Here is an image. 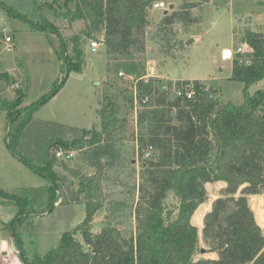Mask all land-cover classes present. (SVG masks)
I'll list each match as a JSON object with an SVG mask.
<instances>
[{"label": "trees", "instance_id": "obj_1", "mask_svg": "<svg viewBox=\"0 0 264 264\" xmlns=\"http://www.w3.org/2000/svg\"><path fill=\"white\" fill-rule=\"evenodd\" d=\"M158 1L166 0H64L62 15L69 22L84 21V27L69 36L44 16L41 23H33L58 36L65 72L62 79L70 71L83 70L84 38L102 33L107 71L116 75L121 70L134 76L138 97L150 94V99L136 111L137 125L143 129L136 139L140 169L130 224L117 221L123 215L112 213L102 220L99 231L92 232L93 215L102 207L105 174L120 157L117 142L126 115L134 109L133 89L117 87L111 93L113 85L109 84L103 93L100 130L83 129L73 136L64 132L63 125L32 117L34 109L60 84L25 106L20 105L23 93L19 89L14 98L0 96V112H6L10 125L19 115L14 131L10 128L7 132L8 149L43 176L51 192L50 204L60 187L53 167L68 171L77 180L76 193L86 210L82 221L65 230L54 248L31 259L24 257L13 226L11 232L24 264H264V232L248 200L250 195L264 194V89L246 92L250 85L264 80V32L245 29L241 41L246 50L235 52L231 62V78L244 86L242 104L220 100L215 89L201 80H178L179 87L192 85L195 93L190 98L174 97L160 88V80L148 77L143 81L145 43L153 41L160 56L178 57L176 51L183 42L176 38L175 24L189 25L194 20L192 9L209 0H180L179 8L162 14L147 35L148 6ZM46 5L45 0L35 1L40 13ZM0 81L10 84L7 72H0ZM32 129L35 138L29 140L34 136ZM149 146L150 154L144 157ZM58 150L78 152L93 173L68 166L55 156ZM216 181H224L225 186L203 217L202 238L207 251L216 252L217 259L195 260L201 247L191 217L207 199L205 184ZM0 192L1 197L16 200L19 214L28 216L34 210L27 198ZM77 233L81 239L76 238Z\"/></svg>", "mask_w": 264, "mask_h": 264}, {"label": "rangeland", "instance_id": "obj_2", "mask_svg": "<svg viewBox=\"0 0 264 264\" xmlns=\"http://www.w3.org/2000/svg\"><path fill=\"white\" fill-rule=\"evenodd\" d=\"M35 1L43 0H0V72H7L11 80L9 85L0 81V96L14 98L16 90L19 89L23 93L20 105L25 106L49 94L55 84H60L52 96L34 109V121L63 125L64 132L70 136L83 129L100 130V111L105 88L112 84V93L117 87L132 90L133 84H129V79L119 76L118 73L115 75L107 71L104 46L100 43L96 51H91L88 46L91 40L89 38H84L83 70L70 71L68 76L62 79L65 72L59 57L58 36L45 29L36 28L33 23H41L44 16L45 20L58 27L64 36H69L79 32L84 27V21L69 22L67 17L62 15L66 11L64 0H45L47 5L41 13L35 9ZM165 2L168 5L173 3L174 9L180 6V0ZM165 9H149L147 35L151 34ZM170 11L172 10L168 12ZM191 16L194 20L189 25L182 26L178 22L174 26L176 38L183 42L176 51L178 57L160 56L157 54V45L149 39L146 41L145 54L141 55L146 59L145 75H148L150 69L149 78L161 80L162 83L174 80H202L215 89L220 100L242 104L244 86L242 82L231 78V62L237 47L242 48L241 53L246 50L241 41L245 29L264 31V0H209L192 9ZM96 35L93 39L101 41L102 33ZM6 37L10 40L6 41ZM191 37L193 40L185 44ZM224 47L231 49V59L228 58L231 53L229 49L222 51ZM222 52L227 59L222 58ZM11 68L16 69L21 77L15 78L8 72ZM258 89H264V80L250 85L246 92L253 94ZM136 111L134 108L126 115L124 130L117 142L120 157L105 174L101 194L102 207L93 215L92 232L99 231L103 226L102 220L112 213L119 217L123 215V218H118L117 221L130 224V211L137 199L135 186L139 182L140 169L136 139L143 129V126L137 125ZM18 118L19 115L11 126L6 112H0V190L27 198L35 211H31L28 216L19 214L16 200L3 198L0 192V264H24L16 246L15 236L11 232L13 226L24 257L31 259L54 248L62 233L74 229L86 213L85 205L76 193L77 180L68 171L60 166L53 167L60 177V187L53 193L56 199L50 204L51 192L43 176L32 171L8 149L7 132L10 128L14 131ZM53 128L58 131L57 127ZM31 133L36 134L34 129ZM34 138L35 135L29 140ZM73 152L71 158L63 159L65 163L87 174L93 173V169L80 160L78 152ZM205 187L207 199L199 207L209 203L211 209L212 202L220 196L224 185L212 182L206 183ZM248 200L255 219L262 225L260 227L264 232L263 223L257 219V212L262 211L264 214V196H249ZM168 202H173L171 195ZM210 209L203 212V217ZM191 223L199 222L191 217ZM118 225L123 229L121 223ZM198 232L201 237V231ZM76 238L81 239L79 233ZM199 242H202L201 238ZM207 249L206 246L204 252H207Z\"/></svg>", "mask_w": 264, "mask_h": 264}, {"label": "built area", "instance_id": "obj_3", "mask_svg": "<svg viewBox=\"0 0 264 264\" xmlns=\"http://www.w3.org/2000/svg\"><path fill=\"white\" fill-rule=\"evenodd\" d=\"M151 5H152V8H154V9L168 8V4L165 1L153 2V3H151ZM8 40H10L9 37H6V41H8ZM99 44H100V41H98L97 39H91L88 46H89L91 51H96ZM235 52L236 53L242 52V48L237 47ZM228 56H229L228 58L230 59L232 56V51H231L230 55H228ZM222 58L227 59V58H225L224 53H222ZM240 61H242V59H240ZM118 75L124 77L125 79H129L130 81H133L132 82L133 83L132 89H133V95H134V108L137 109V108L141 107L142 105L147 104L148 100L150 99V94L142 95L140 98L138 97V91L136 88L137 79L132 75L124 74L123 71H121V70L118 71ZM148 77L149 76L147 74L142 76L143 81L147 82ZM177 81L178 80H174L171 82L167 81L165 83H162V81L160 80L159 81L160 82L159 83L160 88L164 91L169 92V94L171 96H174V97L186 96L187 98H190L194 95L195 90L192 87V85H187L185 88L179 87ZM150 150H151V146H149L148 149L145 151L144 157L149 156ZM73 155H74L73 151L58 150L55 152L56 157H58L60 159H64V160L71 158Z\"/></svg>", "mask_w": 264, "mask_h": 264}, {"label": "crops", "instance_id": "obj_4", "mask_svg": "<svg viewBox=\"0 0 264 264\" xmlns=\"http://www.w3.org/2000/svg\"><path fill=\"white\" fill-rule=\"evenodd\" d=\"M208 2V1H207ZM264 32V31H262ZM195 37V36H194ZM224 49H229L228 47H224L222 48V51ZM230 52H231V49H229ZM223 53V52H222ZM231 59V58H230ZM202 81V80H201ZM216 182H219L220 184L224 185L225 186V182L224 181H216ZM260 196H264V194H260V195H250V197H260ZM210 209V207H209ZM196 211V210H195ZM195 213V212H194ZM194 213L192 215V219L194 218ZM203 221V219H202ZM201 221V223H193L195 226H197L198 228V231H201V237H199V240L201 238L202 242H199V245L201 247V251L197 254L196 256V259H201V258H205V259H217V253L216 252H212V251H207V252H204V250H206V244L204 243L203 241V238H202V227H203V222ZM193 222V221H192ZM260 225V224H259ZM264 227V226H263ZM199 234V232H198ZM200 236V235H199Z\"/></svg>", "mask_w": 264, "mask_h": 264}, {"label": "bare ground", "instance_id": "obj_5", "mask_svg": "<svg viewBox=\"0 0 264 264\" xmlns=\"http://www.w3.org/2000/svg\"><path fill=\"white\" fill-rule=\"evenodd\" d=\"M210 204H203L200 207H198L194 213V219L201 223L202 218H203V212L206 211L207 209H209ZM257 219L260 221V223H263L264 226V214L262 213V211L257 212ZM261 225V224H260ZM262 226V225H261Z\"/></svg>", "mask_w": 264, "mask_h": 264}, {"label": "water", "instance_id": "obj_6", "mask_svg": "<svg viewBox=\"0 0 264 264\" xmlns=\"http://www.w3.org/2000/svg\"><path fill=\"white\" fill-rule=\"evenodd\" d=\"M148 8L151 9V8H152V5L150 4V5L148 6ZM173 9H174V4H173V3H170V4L168 5V8L165 9V10L163 11V14H166L169 10H173ZM192 40H193L192 37L189 38L188 40H186L185 44L190 43ZM150 64H151V63H150ZM8 72H10L11 74H13V76H14L15 78H20V77H21L20 73H19L16 69H14V68L9 69ZM147 73H148V75H150V74H151V70L148 69V72H147Z\"/></svg>", "mask_w": 264, "mask_h": 264}]
</instances>
